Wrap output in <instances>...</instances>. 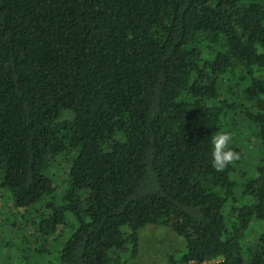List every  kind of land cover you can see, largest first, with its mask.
Here are the masks:
<instances>
[{
    "label": "trees",
    "instance_id": "obj_1",
    "mask_svg": "<svg viewBox=\"0 0 264 264\" xmlns=\"http://www.w3.org/2000/svg\"><path fill=\"white\" fill-rule=\"evenodd\" d=\"M0 189L60 264H128L147 225L168 264H264V0H0Z\"/></svg>",
    "mask_w": 264,
    "mask_h": 264
},
{
    "label": "rangeland",
    "instance_id": "obj_2",
    "mask_svg": "<svg viewBox=\"0 0 264 264\" xmlns=\"http://www.w3.org/2000/svg\"><path fill=\"white\" fill-rule=\"evenodd\" d=\"M246 133H252L250 128ZM245 136V135H244ZM252 145V142H251ZM61 175L57 174L55 178L59 180ZM57 188L60 190L61 185L58 183ZM11 207L9 211L8 208ZM13 201L9 195L0 189V264H60V243L52 242L49 250H43L44 247H33V241H26L29 228L25 219L29 220V215L23 217L24 224L15 225L14 220L19 216L13 212ZM27 227V228H26ZM140 251L139 256L128 264H168L167 253L178 251L185 247V241L182 237L164 226L147 225L139 231ZM33 240L45 241L42 237L40 240L34 236ZM32 246V247H29ZM179 254L175 255L173 264L178 262ZM173 261V260H172ZM211 262H192L191 264H212Z\"/></svg>",
    "mask_w": 264,
    "mask_h": 264
},
{
    "label": "clouds",
    "instance_id": "obj_3",
    "mask_svg": "<svg viewBox=\"0 0 264 264\" xmlns=\"http://www.w3.org/2000/svg\"><path fill=\"white\" fill-rule=\"evenodd\" d=\"M230 142L231 135L228 132L217 134L212 139L213 163L217 171H223L226 166L239 158V154L229 146Z\"/></svg>",
    "mask_w": 264,
    "mask_h": 264
}]
</instances>
